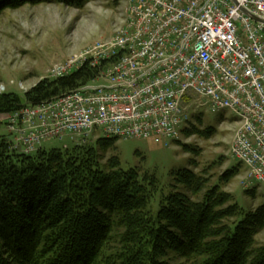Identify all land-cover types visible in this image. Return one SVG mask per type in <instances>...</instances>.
Listing matches in <instances>:
<instances>
[{
  "label": "trees",
  "instance_id": "trees-1",
  "mask_svg": "<svg viewBox=\"0 0 264 264\" xmlns=\"http://www.w3.org/2000/svg\"><path fill=\"white\" fill-rule=\"evenodd\" d=\"M79 1L0 0V11L26 2ZM105 62L86 61L67 75L43 78L23 99L0 93V114L88 84ZM116 140L98 137L22 154L0 137V264H264V245L255 240L264 228V204L242 213L217 183L209 186L184 168L171 173L175 183L160 193L152 215L148 207L158 180L137 168L122 169L115 154L103 160ZM236 170H227L228 178Z\"/></svg>",
  "mask_w": 264,
  "mask_h": 264
},
{
  "label": "built area",
  "instance_id": "built-area-1",
  "mask_svg": "<svg viewBox=\"0 0 264 264\" xmlns=\"http://www.w3.org/2000/svg\"><path fill=\"white\" fill-rule=\"evenodd\" d=\"M119 1L113 35L76 56L73 70L76 60L52 69L58 77L106 61L98 76L9 114L15 144L29 152L67 134L85 143L96 132L177 141L189 121L183 103L198 96L210 112L237 115L230 155L246 165L249 183L264 184V0Z\"/></svg>",
  "mask_w": 264,
  "mask_h": 264
},
{
  "label": "rangeland",
  "instance_id": "rangeland-1",
  "mask_svg": "<svg viewBox=\"0 0 264 264\" xmlns=\"http://www.w3.org/2000/svg\"><path fill=\"white\" fill-rule=\"evenodd\" d=\"M122 15L123 4L119 0H80L77 5L26 2L3 8L0 11V93H14L23 99L24 93L39 80L56 78L52 69L76 60V56L95 43L111 37L121 24ZM79 61H74L70 70L76 68ZM94 83L103 84L104 81ZM183 104L189 117L185 126L189 131L181 133L178 142L171 138L163 143L152 139L118 138L114 149H109L103 160L115 154L122 169L137 168L141 173L155 175L159 192L149 203L152 215L159 209L160 193L167 194L170 184L175 183L171 173L184 168L204 176L209 186L217 183L242 213L263 205L264 184L249 183L246 165L230 155L237 115L229 109L210 112L201 105L198 96H190L189 102ZM10 116L0 120V137L18 153L32 154L39 148L64 149L82 144L67 134L61 140L42 141L35 150L27 152L15 144L16 132L9 129ZM97 136L103 137L101 132H96L85 143L94 142ZM232 168L237 170L228 178L227 170ZM220 176L225 179L218 183ZM255 240L258 245H264V228Z\"/></svg>",
  "mask_w": 264,
  "mask_h": 264
},
{
  "label": "crops",
  "instance_id": "crops-1",
  "mask_svg": "<svg viewBox=\"0 0 264 264\" xmlns=\"http://www.w3.org/2000/svg\"><path fill=\"white\" fill-rule=\"evenodd\" d=\"M5 117H6V115L5 114H0V120H4L5 119Z\"/></svg>",
  "mask_w": 264,
  "mask_h": 264
},
{
  "label": "water",
  "instance_id": "water-1",
  "mask_svg": "<svg viewBox=\"0 0 264 264\" xmlns=\"http://www.w3.org/2000/svg\"><path fill=\"white\" fill-rule=\"evenodd\" d=\"M255 19H257V18H255Z\"/></svg>",
  "mask_w": 264,
  "mask_h": 264
},
{
  "label": "bare ground",
  "instance_id": "bare-ground-1",
  "mask_svg": "<svg viewBox=\"0 0 264 264\" xmlns=\"http://www.w3.org/2000/svg\"><path fill=\"white\" fill-rule=\"evenodd\" d=\"M58 97V96H57Z\"/></svg>",
  "mask_w": 264,
  "mask_h": 264
}]
</instances>
